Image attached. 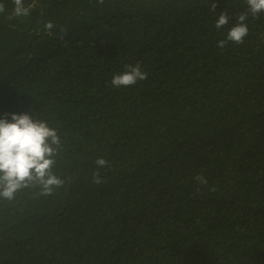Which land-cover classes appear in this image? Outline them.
<instances>
[{
	"label": "trees",
	"instance_id": "1",
	"mask_svg": "<svg viewBox=\"0 0 264 264\" xmlns=\"http://www.w3.org/2000/svg\"><path fill=\"white\" fill-rule=\"evenodd\" d=\"M0 2V118L56 128L66 181L0 198V264H264V11L220 48L246 0Z\"/></svg>",
	"mask_w": 264,
	"mask_h": 264
},
{
	"label": "clouds",
	"instance_id": "2",
	"mask_svg": "<svg viewBox=\"0 0 264 264\" xmlns=\"http://www.w3.org/2000/svg\"><path fill=\"white\" fill-rule=\"evenodd\" d=\"M14 4L13 16L27 17L31 13L32 5H25L24 0H12ZM103 5L104 0H97ZM248 12L238 17V22L227 35L226 40L219 41V47L224 48L231 41L242 44L249 33L245 21L250 12L253 17L264 11V0H246ZM217 3L213 2L210 11L215 12ZM5 12L4 3L0 2V13ZM229 17L226 11L221 12L216 22V28L227 25ZM53 23L45 24L46 30L53 28ZM65 30L61 29L63 33ZM148 78V74L142 71L141 65H125V71L115 74L111 84L115 87L132 86L138 81ZM62 142L58 130L49 125L45 120L35 118L32 111L23 114H11V119L0 118V198L13 200L15 194L24 188L39 187L40 195H51L54 189L62 187L65 179L57 176L53 169L57 163V156L61 150ZM104 158H98L96 164L99 167L108 165ZM196 180L201 184H207V178L198 175ZM93 182L101 183L99 172L93 174Z\"/></svg>",
	"mask_w": 264,
	"mask_h": 264
}]
</instances>
